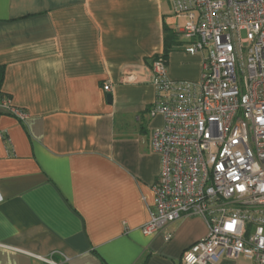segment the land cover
I'll list each match as a JSON object with an SVG mask.
<instances>
[{"label": "crops", "instance_id": "0c3cea01", "mask_svg": "<svg viewBox=\"0 0 264 264\" xmlns=\"http://www.w3.org/2000/svg\"><path fill=\"white\" fill-rule=\"evenodd\" d=\"M180 21L170 0H0L2 94L27 114L0 111V264H180L206 236L197 216L172 223L170 240L142 230L161 167L151 66L165 26L180 36L168 76L203 71Z\"/></svg>", "mask_w": 264, "mask_h": 264}, {"label": "built area", "instance_id": "2783aa9c", "mask_svg": "<svg viewBox=\"0 0 264 264\" xmlns=\"http://www.w3.org/2000/svg\"><path fill=\"white\" fill-rule=\"evenodd\" d=\"M170 2L184 19L181 47L204 55L203 71L198 82L173 80L166 58L152 63L151 115L164 125L151 134L161 167L142 230L170 240L172 223L201 217L208 232L180 264H208L219 254L264 264V0ZM1 87L0 78V111L25 121Z\"/></svg>", "mask_w": 264, "mask_h": 264}, {"label": "trees", "instance_id": "16d2710c", "mask_svg": "<svg viewBox=\"0 0 264 264\" xmlns=\"http://www.w3.org/2000/svg\"><path fill=\"white\" fill-rule=\"evenodd\" d=\"M164 31H165V49L162 56L167 59L169 54L180 45V41H179L180 36L178 32L174 31L172 28L168 26L164 27ZM157 57L158 56H156L155 58ZM0 78H1V71H0Z\"/></svg>", "mask_w": 264, "mask_h": 264}, {"label": "rangeland", "instance_id": "374dc122", "mask_svg": "<svg viewBox=\"0 0 264 264\" xmlns=\"http://www.w3.org/2000/svg\"><path fill=\"white\" fill-rule=\"evenodd\" d=\"M182 23H184L183 21H180V24L182 25Z\"/></svg>", "mask_w": 264, "mask_h": 264}, {"label": "water", "instance_id": "95a60500", "mask_svg": "<svg viewBox=\"0 0 264 264\" xmlns=\"http://www.w3.org/2000/svg\"><path fill=\"white\" fill-rule=\"evenodd\" d=\"M110 97H111V95L109 94V95H108V98L110 99Z\"/></svg>", "mask_w": 264, "mask_h": 264}]
</instances>
